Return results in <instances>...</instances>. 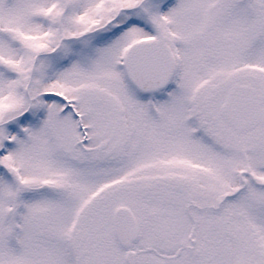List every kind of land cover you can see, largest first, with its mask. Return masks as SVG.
Here are the masks:
<instances>
[{"label": "snow or ice", "instance_id": "snow-or-ice-1", "mask_svg": "<svg viewBox=\"0 0 264 264\" xmlns=\"http://www.w3.org/2000/svg\"><path fill=\"white\" fill-rule=\"evenodd\" d=\"M0 264H264V0H0Z\"/></svg>", "mask_w": 264, "mask_h": 264}]
</instances>
